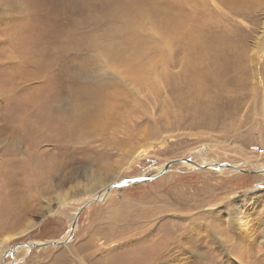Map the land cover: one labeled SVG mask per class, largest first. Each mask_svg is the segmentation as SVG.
Masks as SVG:
<instances>
[{
  "label": "rangeland",
  "instance_id": "rangeland-1",
  "mask_svg": "<svg viewBox=\"0 0 264 264\" xmlns=\"http://www.w3.org/2000/svg\"><path fill=\"white\" fill-rule=\"evenodd\" d=\"M0 21L48 38L25 65L0 32L22 72L0 81V161L54 171L24 207L0 189V264H264V0H0ZM50 84L46 130L26 104ZM177 159L209 168L162 173Z\"/></svg>",
  "mask_w": 264,
  "mask_h": 264
},
{
  "label": "bare ground",
  "instance_id": "bare-ground-1",
  "mask_svg": "<svg viewBox=\"0 0 264 264\" xmlns=\"http://www.w3.org/2000/svg\"><path fill=\"white\" fill-rule=\"evenodd\" d=\"M23 1V0H22ZM51 2V1H50ZM49 4V3H47ZM51 4V3H50ZM52 6V5H51ZM50 6V8H51ZM48 7H46L47 9ZM49 8V9H50ZM106 9V8H105ZM105 9H102L105 11ZM112 9V7H111ZM109 9V11L111 10ZM103 11V12H104ZM116 11V9L114 10ZM112 11V12H114ZM101 14V12H100ZM108 15H111V12L110 14L107 13ZM106 14V15H107ZM114 14V13H113ZM113 14H112V17H113ZM105 15V16H106ZM115 15V14H114ZM100 16V15H99ZM18 17V16H17ZM16 17V18H17ZM110 17V16H108ZM111 18V17H110ZM28 20V19H27ZM1 22V21H0ZM28 23V22H27ZM172 23L171 20H168L166 21V24L168 26H170ZM10 24V23H9ZM21 24L23 25L22 27L23 28H19V25L17 26V24L15 25H3L0 23V32H3V31H7L8 34H6V37L9 39V40H17L16 42V45H17V48H16V51L15 53H21L22 51L20 50L21 47H27L25 53H27L25 56H27V58H25V56L22 57V59H24V64L26 65L25 62H29V57H36L37 54H38V51H36L35 49V46L37 47V45L39 44L40 40H44L47 38V35L45 36H40V34L38 33L39 29H40V26L39 24L35 25L34 27H32L31 25H28L24 22H21ZM3 34V33H2ZM5 35V34H4ZM51 36V35H50ZM48 39V38H47ZM49 40H51L49 38ZM214 41V40H213ZM219 41V40H218ZM3 42V41H2ZM6 42V41H5ZM10 42V41H9ZM48 43V42H47ZM215 43V42H214ZM5 44V43H4ZM50 44V43H49ZM12 45V44H11ZM224 45V44H223ZM6 48V46H5ZM205 48H206V45H205ZM215 48V47H214ZM3 49V48H2ZM8 49V48H7ZM219 49V48H218ZM201 50V49H200ZM223 50V49H222ZM205 51V50H204ZM225 51V50H224ZM201 53V51H200ZM206 54V53H205ZM211 55V54H210ZM223 55V54H222ZM7 57V53L6 51H0V81L3 82V84L8 81L10 79V77H13L14 80L17 81L18 79V75L20 74V70H16L15 73H17L18 75L15 76L16 74H14L13 76V73L11 72V70L13 69V66L7 64L6 62H3V58L4 57ZM201 56V55H200ZM205 56V55H203ZM207 56V55H206ZM217 56V54H216ZM30 57V58H31ZM15 58V57H14ZM209 58V57H208ZM9 59H13V57H9ZM200 59V58H199ZM227 59V58H226ZM18 60V59H17ZM203 61V60H202ZM13 62V60H12ZM9 61V63H12ZM16 62H20V61H16ZM15 62H13L14 64ZM216 63V62H215ZM21 64V63H20ZM33 64V63H32ZM35 64V63H34ZM199 64V63H198ZM201 64V63H200ZM199 64V65H200ZM204 64V62H203ZM198 65V66H199ZM217 65V64H216ZM32 66V65H31ZM30 66V67H31ZM201 68V67H199ZM198 69V68H196ZM207 69V68H206ZM24 71V70H23ZM200 71V69H199ZM28 72V71H27ZM26 72V73H27ZM204 72V71H203ZM22 74V72H21ZM194 74V73H192ZM202 74V73H201ZM23 75H26V74H23ZM206 75V73H205ZM22 76V75H21ZM19 76V78L21 77ZM203 76V75H202ZM201 76V77H202ZM24 77V76H23ZM200 77V76H199ZM198 77V78H199ZM9 78V79H8ZM196 78V77H195ZM12 79V81H13ZM193 79V78H192ZM19 80V79H18ZM201 80V79H200ZM205 80V79H203ZM202 80V81H203ZM21 81V80H20ZM24 81V80H23ZM193 83L195 81H192ZM201 82V81H200ZM191 83V81H190ZM197 83V82H196ZM21 84V83H20ZM189 84V83H188ZM192 84V83H191ZM201 84V83H200ZM6 85V84H5ZM18 85V84H17ZM199 85V84H198ZM193 86V85H192ZM194 86H196L194 84ZM50 88V89H49ZM198 88V87H197ZM49 89L47 95L45 97H43V100H42V103L40 104L39 108H38V112H34L33 110L30 109L29 107V104L33 107H36L37 104L39 103L40 101V95L36 94L34 95L31 99V103H28L29 104H26V107H27V112L29 113V117L32 116V117H36V120H33L32 122L33 123H37L36 126H38L40 123H41V126H40V129L41 128H48L51 129L54 122H55V118L53 116H50L49 114H45V111L48 110L50 108V103H51V100H52V96H53V85H49V87L47 88ZM193 89V88H192ZM201 89V88H200ZM203 89V88H202ZM180 90V89H179ZM187 90V89H186ZM190 90H191V87H190ZM196 91V90H194ZM202 91V90H201ZM55 92V91H54ZM55 94V93H54ZM180 94V92H179ZM185 94V93H184ZM200 94V93H199ZM15 95V94H14ZM178 95V94H177ZM188 95V94H187ZM2 95H0L1 97ZM10 97V96H9ZM191 98V97H190ZM16 99V98H15ZM22 99V98H21ZM12 100V98H11ZM200 100V99H199ZM0 102H2V100L0 99ZM16 102V101H15ZM196 102V101H195ZM200 102V101H199ZM5 103V102H4ZM3 105V103H1V106ZM0 106V107H1ZM10 109V108H9ZM36 113V114H35ZM42 114L43 115V118L42 116L38 117V115ZM5 115V114H4ZM27 118V117H25ZM44 119V120H43ZM30 118L28 119L27 123L29 122ZM1 121V120H0ZM3 122V121H2ZM26 122V121H25ZM30 123V122H29ZM28 123V125H29ZM22 125V124H21ZM25 125V124H23ZM27 125V124H26ZM27 125V126H28ZM15 126V125H14ZM22 127V126H21ZM57 127V126H56ZM33 129V128H32ZM37 129V128H36ZM55 129V128H54ZM8 130V129H7ZM13 130V129H12ZM29 131V130H28ZM40 131V130H39ZM30 132V131H29ZM36 132V131H35ZM50 132V131H49ZM55 132V131H54ZM33 133V132H32ZM43 133V132H42ZM57 133V132H56ZM52 134V133H51ZM55 134V133H54ZM38 134H36L34 137V140L29 141L28 145L31 146L32 149H35V147L38 145L39 143V137L37 136ZM44 135V134H42ZM37 136V137H36ZM40 136V135H39ZM49 137V136H48ZM51 137V136H50ZM49 137V138H50ZM41 138V136H40ZM44 139V138H43ZM60 139V138H59ZM49 142V140H47ZM56 145L53 147V149L51 150L50 153L53 152V150L55 149ZM139 151V150H138ZM136 152V151H135ZM140 152V151H139ZM147 152V151H146ZM50 153L47 155L49 156ZM140 154V153H139ZM137 155V154H136ZM144 156V155H143ZM50 157V156H49ZM132 158V157H131ZM139 158V157H137ZM131 161H133L131 159ZM130 162V161H129ZM138 162V161H137ZM19 164H22L19 165ZM132 164V163H131ZM11 167V170L12 172L8 175L7 173L6 174H2L4 171H5V167ZM188 167H192V166H189V165H186ZM14 168H17V169H14ZM161 169V168H160ZM10 171V170H9ZM8 171V172H9ZM53 167H52V163L50 162V160H48L47 163L45 164H42L39 168V171H35V170H32L28 164V161L24 160V158H22L21 156L19 158H15V156L11 153H9L6 157V154L3 155V157L1 158V161H0V189H4L6 191V194L9 195V196H12L13 194H16V197L13 199L15 201V203L17 204V206H20L21 207H24V201L27 199V197L29 196V194L31 193L32 190L34 189H37L38 188V181L40 179H42L43 176H51L52 173H53ZM21 176H24L25 178V181H26V184L28 185V188L26 189L21 181H20V177ZM138 178H142V177H138ZM136 179V178H135ZM29 182H31L32 184H30ZM34 182V184H33ZM32 186V187H31ZM31 187V189H29ZM107 187V186H106ZM106 187H105V192L103 194H101L99 197H103L106 193ZM33 196V194H32ZM98 197V198H99ZM99 198V200H100ZM188 200V198H187ZM176 209V208H175ZM178 209V208H177ZM176 211V210H175ZM49 222V221H48ZM37 225L36 222L34 221H28L26 226L24 227V229H22L18 235H21V234H24L30 230H32L33 228H35ZM216 239V238H215ZM226 239V238H225ZM223 240V239H222ZM221 240V241H222ZM195 241V240H194ZM178 242V241H177ZM32 244V243H31ZM161 244V243H160ZM164 244V243H163ZM162 244V245H163ZM228 245V244H227ZM162 248V247H161ZM179 248V247H178ZM186 249V248H185ZM187 250V249H186ZM152 251V250H151ZM166 254V253H165ZM134 255V254H133ZM137 255V254H136ZM146 255V254H145ZM150 256V255H149ZM174 256V255H173ZM176 256V255H175ZM138 257V256H137ZM141 257V255L139 256ZM201 257V255H200ZM151 258V257H150ZM135 259V258H134ZM149 259V258H148ZM154 259V257L152 258ZM144 260V259H143ZM205 260V259H204ZM204 260H203V263H204ZM141 261V260H140ZM153 261V260H152ZM159 261V259H158ZM162 261V260H161ZM137 262V261H136ZM180 262V261H179ZM183 262V261H182ZM142 263V261H141ZM143 263H146L143 261ZM174 263V262H173ZM130 264V263H129ZM157 264V263H156Z\"/></svg>",
  "mask_w": 264,
  "mask_h": 264
},
{
  "label": "water",
  "instance_id": "water-1",
  "mask_svg": "<svg viewBox=\"0 0 264 264\" xmlns=\"http://www.w3.org/2000/svg\"><path fill=\"white\" fill-rule=\"evenodd\" d=\"M174 164H179V165H189V166H192V167H195L199 170H205L207 168H209V165L206 166V165H199L197 164L196 162H194L192 159H177V160H172V161H169L167 162L163 168H162V173L164 172H167L168 169L174 165ZM214 167H217V168H222V169H229V170H232V171H236V172H240V173H251L250 171H246V170H241V169H238L236 166L232 165V164H226V163H223V164H214L213 165ZM258 171H264V167H262L260 170ZM155 177H143V178H137V179H133V180H127V181H124V182H121L120 184L118 183H111L109 184L107 187H106V193L114 188H118V187H122V186H126L128 184H135V183H139V182H144V181H149V180H153ZM131 181V182H130ZM94 201H99V198L98 197H95L94 199L88 201L87 203H85L80 210H78L75 218H74V221L72 223V226L70 227L69 229V235H71L74 231V229L76 228V223H77V219H78V216L80 214V212L85 209L86 207H88L92 202ZM70 237V236H69ZM67 240V239H66ZM60 242H54V243H47V244H41V245H36V244H30V243H25V244H20L21 246L20 247H26V248H37V247H47V246H50V245H58ZM63 244V243H62ZM14 251V249H13Z\"/></svg>",
  "mask_w": 264,
  "mask_h": 264
}]
</instances>
